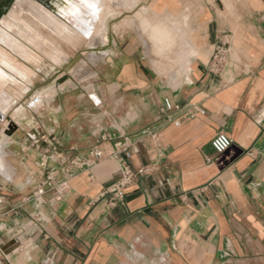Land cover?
<instances>
[{
  "label": "crops",
  "instance_id": "1",
  "mask_svg": "<svg viewBox=\"0 0 264 264\" xmlns=\"http://www.w3.org/2000/svg\"><path fill=\"white\" fill-rule=\"evenodd\" d=\"M120 8L94 50L100 57L91 89L99 102L67 84L42 114L29 106L65 75L57 69L74 59L69 53L60 64L44 58L48 72L33 66L19 98L28 100L20 104L27 115L7 116L19 125L11 137L17 150L32 137L44 147L58 142L71 157L87 159L95 148L105 156L73 167L67 188L46 193L38 208L25 201L38 176L16 167L12 180L0 175L5 263L264 264V0H138ZM159 22L175 33L164 55L150 34ZM222 43L229 44L227 64L212 72ZM165 98L173 104L168 112ZM220 132L234 142L217 154L211 141ZM124 136L139 145L131 168L148 171L113 205L103 194L120 164L109 153Z\"/></svg>",
  "mask_w": 264,
  "mask_h": 264
},
{
  "label": "bare ground",
  "instance_id": "2",
  "mask_svg": "<svg viewBox=\"0 0 264 264\" xmlns=\"http://www.w3.org/2000/svg\"><path fill=\"white\" fill-rule=\"evenodd\" d=\"M104 1L84 0V4L92 5L91 8L85 7L77 0H15L12 2L0 23L5 35V38L2 37L0 31V40H4L0 42V90L12 82H27L26 84L31 82V75L35 71L31 64L39 63L43 56L57 54L59 49H65L64 45L77 49L76 42H73L76 46L71 45V41L76 36L87 38L101 31L104 39L107 38L105 30H102L106 20L102 7ZM143 14L142 11L139 12V16L144 21L143 24L148 27L151 22L146 20ZM163 32L155 24L150 34L155 41L164 36ZM54 36H59V39L54 40ZM70 39L71 41H68ZM85 43L88 46L93 44L91 40ZM49 93H43V98L50 99L54 95ZM37 96L33 97V100ZM18 110L20 112L16 113L17 119L21 117V114L23 117L27 115L24 109ZM4 129V138L0 143V172L10 178L11 169L5 165L7 163L4 157L7 154L5 141L10 140L12 136L4 134Z\"/></svg>",
  "mask_w": 264,
  "mask_h": 264
},
{
  "label": "rangeland",
  "instance_id": "3",
  "mask_svg": "<svg viewBox=\"0 0 264 264\" xmlns=\"http://www.w3.org/2000/svg\"><path fill=\"white\" fill-rule=\"evenodd\" d=\"M15 0H8V2L6 4H3V2L0 0V23L5 15V13L10 9L12 2H14ZM138 3V0H105L102 3V7H103V11L106 14V20L105 23H103V28L105 30L106 36L104 39V34L102 35L101 31L94 33L93 35L89 36V37H84V36H76V38L74 37V39L71 41V45L74 46L75 44H73V42L77 43V49H73L72 47H68V45H64L65 49H59L57 54H53V55H47V56H43L44 54H42V59H40L41 61L39 63L36 64H31L32 67L33 66H37L39 65L44 58H49L52 62H54L55 64H60L62 61L66 60L70 54H74V59L67 64L66 66H63L61 68L57 69V74L65 71V75H61L58 79V81L56 82L55 86H51L50 88L44 89L41 92L37 93L38 96L35 94L33 97L37 96V98L35 100H33V98L30 100L29 102V106L31 108H35L36 110H38L39 114H42L43 111L42 109L39 110V108L43 105V104H47V102H50L55 94L57 93V91L62 90L64 88H66L67 84H69L70 86H76L78 85L79 88H84L83 90L89 94L91 97H95L93 98L95 101L99 102V97L94 93V91L91 89L92 88V84L94 83L93 78L95 76L94 74V70H93V62L100 57V55L96 54L94 52L95 47H98L100 49V44L101 43H105L106 39H108V26L110 25V18L116 16L118 13H120L122 11V9L120 8V6H124L125 8H132L134 7L136 4ZM143 16L145 17L146 20L151 22V16L144 10H142ZM157 25L164 31L163 34L164 36L159 39V40H155V46H156V51L158 54L160 55H164L166 53L167 49H170L173 44H174V28L171 26H167L164 22H159L157 23ZM103 30V31H104ZM0 31L2 32V37L5 38V35L3 34L4 32L1 30V24H0ZM54 40L59 39V36L55 37L54 36ZM87 40H91L93 42V44L91 46H88L85 42ZM4 40H0V42H3ZM82 41V42H81ZM94 45V46H93ZM73 49V50H72ZM74 51V52H73ZM45 62L41 63L40 66H42V69L44 72H48L51 70L50 66L48 64H45ZM34 68V67H33ZM60 69V70H59ZM59 70V71H58ZM35 72V71H34ZM31 75V77L36 74L34 73ZM56 74V76H57ZM55 76V75H54ZM51 77V79L54 78ZM73 79L71 80L70 78ZM75 78V79H74ZM32 80V78H31ZM48 80V79H47ZM50 81V79H49ZM32 82V81H31ZM31 82H28L31 83ZM67 82V83H65ZM27 82H12L10 84H12L10 86V84H8V86H3V88L0 90V143L4 138L3 134V129L6 126V124L8 123L7 120V116L10 113L14 118H16V113L20 112V110L18 109H23L22 106H20V104L23 102L22 101H27V99L25 100H19V98H21V92H26L28 90V84H26ZM22 85V87H21ZM45 87H49L47 86V84H45ZM49 85V82H48ZM51 85V84H50ZM10 86V87H9ZM7 87V88H6ZM6 89V90H5ZM8 89V90H7ZM49 93L52 94L54 93V95L52 97L49 98H43V93ZM7 97V98H6ZM39 97V98H38ZM42 97V98H40ZM10 98V99H9ZM18 98V99H17ZM19 100V101H18ZM17 101V103L15 104V106H13V104ZM35 104V105H34ZM20 106V107H18ZM12 109V110H11ZM18 110V111H17ZM5 112V113H3ZM3 113V114H2ZM17 119V118H16ZM19 120V119H17ZM25 139L24 137L22 138V140H20V142H23ZM10 142H14V143H10ZM15 141L13 139L5 141V150L7 152V154H5V160L6 166L8 165V167L11 169L10 171V178L5 177L4 175H2V173L0 172V175L7 180H12L14 177V167L19 168L20 170H24V171H20L21 174H26V171L29 173V171H35L37 170L36 167V163H35V158H34V154L33 152L29 153V154H25L23 153L21 150H17L14 147ZM27 173V176H28Z\"/></svg>",
  "mask_w": 264,
  "mask_h": 264
},
{
  "label": "built area",
  "instance_id": "4",
  "mask_svg": "<svg viewBox=\"0 0 264 264\" xmlns=\"http://www.w3.org/2000/svg\"><path fill=\"white\" fill-rule=\"evenodd\" d=\"M229 52V44H219L212 56L210 63V71L220 72L227 64V57ZM173 104L169 98H165L162 112L172 110ZM175 125H179V120H173ZM153 138H157V132H150ZM109 138V136L103 139ZM234 140L225 132H220L214 136L211 141V146L215 153L222 154L228 150ZM20 150L29 154L37 152L35 163L37 171H32V177L39 178V182L34 191L27 196L25 201L33 202L38 208L44 202V196L48 192L59 190L60 188H67L69 178L73 175V167L81 166L82 164H95L105 156V153L100 148H95L89 153L88 158L79 155L71 157L67 152L60 149L58 142H52L49 147H44L43 140L34 139L32 137L26 138L20 142ZM139 151L138 142L131 140L124 136L123 141L116 144L115 151L109 153L110 157H114L120 164V173L115 184L103 195H108L110 203L113 205L122 203L125 197V190L130 185L136 182L139 174H144L148 171L147 168H141L137 171L133 170L128 163V159ZM58 199L61 196H57ZM6 202V196L0 191V207ZM10 263L6 253L3 251L0 243V264Z\"/></svg>",
  "mask_w": 264,
  "mask_h": 264
},
{
  "label": "water",
  "instance_id": "5",
  "mask_svg": "<svg viewBox=\"0 0 264 264\" xmlns=\"http://www.w3.org/2000/svg\"><path fill=\"white\" fill-rule=\"evenodd\" d=\"M1 1L3 2V4H6L8 2V0H1ZM7 120H8V124L4 129V134L8 136H12L18 130V126L14 121L9 119Z\"/></svg>",
  "mask_w": 264,
  "mask_h": 264
},
{
  "label": "snow or ice",
  "instance_id": "6",
  "mask_svg": "<svg viewBox=\"0 0 264 264\" xmlns=\"http://www.w3.org/2000/svg\"><path fill=\"white\" fill-rule=\"evenodd\" d=\"M78 3L84 4V0H77ZM85 7L91 8V4H84Z\"/></svg>",
  "mask_w": 264,
  "mask_h": 264
}]
</instances>
